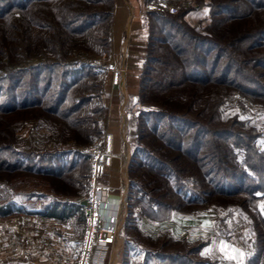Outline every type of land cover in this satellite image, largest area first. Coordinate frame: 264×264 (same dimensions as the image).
Masks as SVG:
<instances>
[{
	"label": "trees",
	"instance_id": "1",
	"mask_svg": "<svg viewBox=\"0 0 264 264\" xmlns=\"http://www.w3.org/2000/svg\"><path fill=\"white\" fill-rule=\"evenodd\" d=\"M209 6L212 22L205 34L185 21L193 8H181L177 15H146L157 26L147 22L149 40L137 97L144 108L137 112V143L128 166L129 178L138 175L130 178L128 201L130 209L134 198L144 203L140 211L146 219L168 213L155 220L164 221L173 211L220 212L221 201L247 199L231 207L242 209L252 229L246 264H264V205L258 202H264V151L255 143L259 134L237 118L224 122L218 117L224 101L264 107V0H211ZM113 15V0H0V114L16 113L24 119L43 113L45 121H60L59 131L52 128L58 145L68 142L74 130L83 139L89 134L85 146L99 147L106 71L92 58L111 50ZM202 90H213L209 95L218 98L211 105L208 99L200 104ZM0 150L17 157L1 160L0 171L35 172V164L19 160L24 151L9 144ZM36 157L45 162L41 171L48 178L67 180L70 191L84 192L89 152L55 149ZM80 161L86 165L80 166ZM76 170L87 171L66 177ZM41 198L45 204L40 217L58 222L74 217L75 225L83 227L78 202ZM14 212H20L14 203L0 207V217ZM133 214L128 220H134ZM167 242L161 247L190 243L170 236ZM204 245L186 253L195 254ZM160 251L143 249L134 263L190 264L183 254ZM125 252L127 260L131 256Z\"/></svg>",
	"mask_w": 264,
	"mask_h": 264
},
{
	"label": "crops",
	"instance_id": "2",
	"mask_svg": "<svg viewBox=\"0 0 264 264\" xmlns=\"http://www.w3.org/2000/svg\"><path fill=\"white\" fill-rule=\"evenodd\" d=\"M147 1L114 0L111 58L115 66L123 70V74L116 85L111 83L110 75L104 83L102 104L107 113L104 133L111 136L112 159L109 164L104 165L100 183L109 187L107 200L102 206V216L110 226H116L118 232L115 245L101 256L105 264H135L134 261L141 257V253H138L136 257L130 255L132 259L129 257L125 260L126 250L144 249L138 241L127 235L129 228L133 230L139 227L136 231L150 235V237L167 231L171 232L175 238L193 240L192 216L174 214L172 220L155 224L138 219L128 220L132 212L128 204L127 180L132 143L127 139V130L131 120L132 122L136 120L139 109L136 100L149 40V30L145 24L146 14L143 11ZM199 11L201 10L191 11L186 15L185 18L190 25L198 21L203 23L205 17H198ZM16 193H11V197ZM60 199L66 201V198ZM2 201L3 199H0V202ZM18 208L20 213L26 214L25 219L22 222L20 219L9 220L8 222H12L11 226L0 232L2 235L0 237V264H77L83 227H80L78 223V226L75 225L74 217L64 221L67 223L64 226L55 224L56 220L53 219L42 223L38 219L40 218L38 214L42 211L41 202L34 198L25 200ZM133 218H135L134 214ZM178 220L179 227H177ZM18 233H24L26 239L23 240L21 237L20 240H15L14 236ZM6 235L8 239L5 238ZM223 248L227 252L216 250V245L211 251L213 253L216 251L214 256L219 259L229 262L236 260L237 264L243 262L241 252L235 247L230 246L229 248L226 245ZM205 250L206 248L203 249L202 255ZM151 263L154 264V262Z\"/></svg>",
	"mask_w": 264,
	"mask_h": 264
},
{
	"label": "rangeland",
	"instance_id": "3",
	"mask_svg": "<svg viewBox=\"0 0 264 264\" xmlns=\"http://www.w3.org/2000/svg\"><path fill=\"white\" fill-rule=\"evenodd\" d=\"M152 1H157V0H149L145 3L144 5V14L147 15L145 11V6L147 3L152 2ZM164 2H167L168 4L172 5L176 10L177 13L174 15H177L181 8H193L191 11H199L198 17H205L203 20V23H200L199 21L196 24L190 25L186 18L185 21L186 23L194 28L196 32L205 34L207 32V28L211 25L212 19H211V8H210V2L211 0H162ZM114 2V0H113ZM115 5V2H114ZM115 7V6H114ZM188 12V13H189ZM187 13V14H188ZM186 14V15H187ZM145 15V16H146ZM170 15V14H169ZM186 17V16H185ZM202 17V18H203ZM114 18V15H113ZM146 26L147 22L149 26H152L154 24V21L151 20V17H147L146 19ZM113 23V20H112ZM156 23L153 25L154 28H156ZM111 44H112V27H111ZM112 48V47H111ZM92 62L104 67V70L106 71V79L109 78V75L111 76V73L109 72V66L115 64L112 62L111 58V50L108 54H106L103 57H94L92 58ZM116 67V66H115ZM117 68V67H116ZM111 81V77H110ZM120 81V79H119ZM112 83V82H111ZM119 83V82H118ZM217 90V89H216ZM215 91V90H214ZM80 94L84 95L85 91L80 90ZM213 92V90H202L200 92V104L202 103V100L206 102L208 99L209 104L211 105L212 102H214L218 96L217 95H209ZM139 94V93H138ZM102 95H103V88L101 91V97L100 101L102 103ZM138 97V96H137ZM204 97L205 99H203ZM137 101V100H136ZM93 107V105H92ZM143 107L142 105H138V111ZM144 108V107H143ZM219 109V114L218 117H221V120L224 122H227L228 120H231L233 118H237L238 120H241L244 123V126L246 128H253L256 130V133L259 134V137L256 138V145L257 147L264 151V107L263 106H254V107H239L235 103H229L228 101H224L220 104ZM107 113L105 112V116L103 119V130H104V124H105V118H106ZM24 116H20V114L12 113V114H0V146H4L6 144H9V148H12L13 150H21L24 151L26 154L24 157H20L22 159V164L25 165H34L33 170L35 172H28L26 170L18 171L15 173H6L3 171H0V199H3L2 202H0V207L4 206L7 203H14L15 207L18 208L20 207L23 202L27 199H35L41 202V208L43 207L44 200L41 198V196H52L57 198H66V200H71L74 202H80L82 201V198L86 195L87 190H88V183H89V176H90V160L88 161L89 164V173H88V179L87 181H82L84 184V192L82 194H77V192L70 191V187L68 185V181H62L58 180L52 176H46L43 174L42 170V164H44V161H40L39 157H36V154H42L43 152H53L55 149L56 150H65V151H70L72 150L73 152H79V154H83V152H86L90 149L93 148H100L102 143L104 142L105 139V133L104 137L102 140V143L99 147H90V146H85L87 145V141L89 139V134H85V138L81 136L82 133L78 135L73 133L69 134V139L68 142L62 145H58L57 141L58 137L56 135L55 131L60 130V121L55 120H48L45 121V115L43 113H39L38 116H32V115H27L26 118L23 119ZM137 120V119H136ZM135 119L131 120L130 126L128 127V141L132 143V149L133 146L136 145L137 143V121ZM55 127V129L53 128ZM54 130H53V129ZM57 128V129H56ZM7 130V132H6ZM71 132V131H69ZM88 136V137H87ZM89 142V141H88ZM80 146L87 147L86 149H80ZM9 152V153H6ZM132 152V151H131ZM35 154V155H32ZM16 160L17 157L15 155H12V153L8 151H2L0 150V161L2 160ZM78 159V157L76 158ZM70 162V161H69ZM55 164V163H54ZM81 165H86L84 162L80 161V166ZM87 169V168H86ZM87 170L83 171H74L72 174L66 176L68 179L69 178H77L78 172L80 173H86ZM137 173L134 175L132 174L130 176L131 180L134 178L136 179ZM129 178V172H127V180H128V191H129V186H130V180ZM17 192L16 194H13L11 197V193ZM29 192V194L27 193ZM129 197V193H128ZM247 201V199H240V202L244 204ZM240 202H235L232 204V202H227L221 201L223 204L222 208L223 210L219 211H204L201 208H195L190 211V213H180L178 211H173L167 217V220H172L174 214H180V215H186V216H192L193 218V226L194 228L192 229L193 232V237L192 241H188L185 238L178 239L175 238L171 232L167 231H162L158 233L155 237H150V235H146L142 232H138L139 227L137 229H128L127 230V235L133 237L138 243H140L144 249H149L150 251H160V252H178L179 254L185 255V261L190 263V264H197L199 260L203 261L205 264H237L235 262H229L227 260L219 259L215 257L216 251L213 253L211 250L213 246L215 247L216 245V250L220 252H227L223 247L228 245L235 247L237 250L241 252V257H242V262L241 264H246L247 258L251 254V242H252V237L250 233L252 232V229L249 227V224L247 225L245 223L244 219V213L242 212V209L236 208L232 209L231 206L234 204H240ZM259 205L263 206L264 202L262 200H259ZM258 202L250 203L251 206L256 205ZM128 204L130 202L128 201ZM131 208L130 209L132 212H134V220L136 221L141 220V221H147L152 224L155 223H161L162 221H155L161 219V217H164L163 215H166L168 213H160V214H150L147 219L142 216L140 209L144 206V203L141 205L138 204L134 198L131 202ZM226 206V207H225ZM250 206V205H249ZM196 210V211H195ZM202 210V211H201ZM194 211V212H193ZM204 211V212H203ZM26 214L23 212H14L12 215H9L7 217H0V232H3L7 227H10L12 222H8L9 220H16L20 219L21 222L25 219ZM227 215V216H226ZM143 217V218H142ZM40 222L45 223V221H51L48 219H45L43 217L38 218ZM151 220V221H150ZM55 224L64 226V224L67 223H57L54 221ZM41 223V224H42ZM73 223V222H72ZM39 224V225H41ZM179 227V220H178V225ZM3 234V233H2ZM141 234V235H139ZM19 235V236H18ZM146 236H149L152 239V242L148 241L146 239ZM170 238H174L181 242L182 240H185L186 242H190L189 244H170V246H165L161 247L163 244L167 242V240ZM2 237V235H0ZM15 240H20L21 237L23 240L26 238L24 237V233H18L17 235L14 236ZM19 237V238H18ZM5 238L8 239L7 235ZM75 236V240H76ZM6 240V239H5ZM156 241V242H155ZM168 243V242H167ZM204 243L205 245L202 247L201 250H199L195 254L188 255L186 252L192 247L197 246L198 244ZM206 248L204 251L203 255L201 254L203 249ZM135 251L141 252L142 250H132L130 249V255L135 256ZM79 252V248H78ZM212 252V253H211ZM210 255H209V254ZM220 254V253H218ZM245 256V257H244ZM188 257V258H187ZM215 257V258H214ZM132 259V258H131ZM9 264V263H7ZM11 264V263H10Z\"/></svg>",
	"mask_w": 264,
	"mask_h": 264
},
{
	"label": "built area",
	"instance_id": "4",
	"mask_svg": "<svg viewBox=\"0 0 264 264\" xmlns=\"http://www.w3.org/2000/svg\"><path fill=\"white\" fill-rule=\"evenodd\" d=\"M146 12L168 13L174 15L177 10L162 0L146 4ZM111 82L118 84L123 70L113 65L109 66ZM90 154V176L88 190L82 198L83 234L79 245L77 264H105L101 256L115 245L117 228L110 226L102 216V206L107 200L109 187L100 183L103 167L112 159V140L109 134L105 135L100 148L88 150Z\"/></svg>",
	"mask_w": 264,
	"mask_h": 264
}]
</instances>
